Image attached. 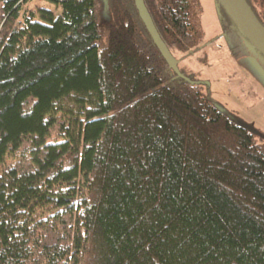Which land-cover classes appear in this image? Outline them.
<instances>
[{"label": "trees", "instance_id": "1", "mask_svg": "<svg viewBox=\"0 0 264 264\" xmlns=\"http://www.w3.org/2000/svg\"><path fill=\"white\" fill-rule=\"evenodd\" d=\"M30 1L0 0V264H264V149L176 55L194 0H144L181 75L134 0Z\"/></svg>", "mask_w": 264, "mask_h": 264}, {"label": "rangeland", "instance_id": "2", "mask_svg": "<svg viewBox=\"0 0 264 264\" xmlns=\"http://www.w3.org/2000/svg\"><path fill=\"white\" fill-rule=\"evenodd\" d=\"M30 9L61 13L50 0H31ZM216 0H194L197 46L180 59L200 91L227 114L249 127L264 149V57L244 30L223 24Z\"/></svg>", "mask_w": 264, "mask_h": 264}, {"label": "water", "instance_id": "3", "mask_svg": "<svg viewBox=\"0 0 264 264\" xmlns=\"http://www.w3.org/2000/svg\"><path fill=\"white\" fill-rule=\"evenodd\" d=\"M140 18L145 24L158 50L168 63V65L179 75V60H177L165 41L162 39L144 0H134ZM225 10L233 18L239 20L256 46L264 53V26L259 21L249 4L245 0H219Z\"/></svg>", "mask_w": 264, "mask_h": 264}]
</instances>
